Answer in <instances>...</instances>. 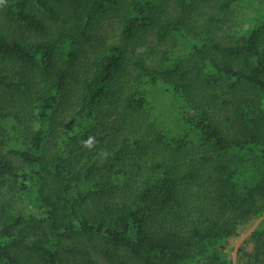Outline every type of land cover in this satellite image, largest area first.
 <instances>
[{
  "label": "trees",
  "instance_id": "16d2710c",
  "mask_svg": "<svg viewBox=\"0 0 264 264\" xmlns=\"http://www.w3.org/2000/svg\"><path fill=\"white\" fill-rule=\"evenodd\" d=\"M198 1L0 0V93L37 124L8 127L0 108V264H232L230 240L264 212V0L236 39L218 29L249 0H204L209 27L160 63L136 44L177 42ZM109 14L120 41L75 79ZM261 238L264 218L236 264Z\"/></svg>",
  "mask_w": 264,
  "mask_h": 264
},
{
  "label": "rangeland",
  "instance_id": "374dc122",
  "mask_svg": "<svg viewBox=\"0 0 264 264\" xmlns=\"http://www.w3.org/2000/svg\"><path fill=\"white\" fill-rule=\"evenodd\" d=\"M256 1L258 0H249L250 4L234 6L233 12L228 16L225 24L218 29L219 35L225 40L227 39V36H231L235 39L238 38L245 28L244 25L247 22L248 16H250V14L254 11L253 9L256 5ZM166 5L168 7L165 8V11L172 10V7L178 10V0H167ZM193 12L194 13L191 16L193 21L190 24V28L185 31L184 35L179 37L177 42L173 43L171 41H167L166 43H159L156 40L154 33L151 31L147 32L141 40H138L139 44H136L141 46L138 47L139 49L144 50L143 53L145 54L148 63H160L161 53L164 50H167L172 56L176 55L177 53L183 54L187 50L190 42H197V36H199L202 31H206V29L209 27L208 18L217 14L213 4L204 0L198 1L197 8L193 10ZM0 18L2 22L5 23L6 19L2 15H0ZM10 30L14 34L17 32L16 28L12 25ZM95 37V41L91 45L86 46L84 49L81 60L73 66L75 79H78L86 74L90 66V60L99 50H101L104 45L118 43L120 41L118 36V22L116 15L109 14L100 19L95 30ZM126 75L128 76V74ZM126 75L122 76V81L126 80ZM75 89V81L70 80L68 94L71 95ZM151 98L154 105L158 109L165 111L166 114L169 113L168 105H170V101L160 88H154L151 91ZM14 100H16L15 96L10 94L9 91H3L0 93V108L3 113H10V115L6 116L5 119L9 124L8 127H10L11 124H17L20 127L30 124L32 128H36L37 124L35 122L25 123L27 119L26 109L23 108L21 102ZM114 104H117V101H111L110 107L112 108ZM118 108L113 110L115 113L113 115L118 116V114H116ZM114 118L116 119L117 117ZM249 226L250 224L247 223L242 225L241 232L243 233ZM237 238L238 237L230 240L229 246H231L232 252L229 254V256L231 255V259L234 243ZM261 242H264L263 238L251 239L244 245V251L246 252V255L243 256V264H264V243L261 245ZM258 245H261L263 249L259 250Z\"/></svg>",
  "mask_w": 264,
  "mask_h": 264
},
{
  "label": "water",
  "instance_id": "95a60500",
  "mask_svg": "<svg viewBox=\"0 0 264 264\" xmlns=\"http://www.w3.org/2000/svg\"><path fill=\"white\" fill-rule=\"evenodd\" d=\"M263 218H264V212L258 218H256L252 222V224L243 233H241L238 236L237 240L234 243V247H233L232 259H231L232 264H236V258H237V252H238L239 246L254 231V229L263 220Z\"/></svg>",
  "mask_w": 264,
  "mask_h": 264
}]
</instances>
